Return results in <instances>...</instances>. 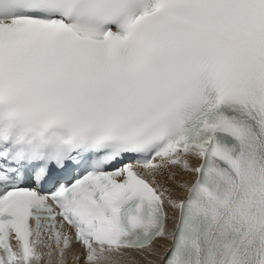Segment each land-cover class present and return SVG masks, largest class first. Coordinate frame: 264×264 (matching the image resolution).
Listing matches in <instances>:
<instances>
[{"label":"snow or ice","instance_id":"6c2138e0","mask_svg":"<svg viewBox=\"0 0 264 264\" xmlns=\"http://www.w3.org/2000/svg\"><path fill=\"white\" fill-rule=\"evenodd\" d=\"M69 253L264 264V0H0V264Z\"/></svg>","mask_w":264,"mask_h":264}]
</instances>
